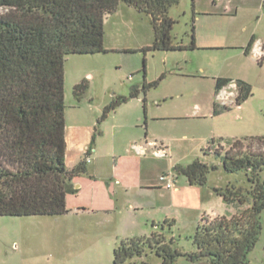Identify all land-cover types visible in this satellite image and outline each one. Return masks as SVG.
<instances>
[{
  "label": "rangeland",
  "instance_id": "374dc122",
  "mask_svg": "<svg viewBox=\"0 0 264 264\" xmlns=\"http://www.w3.org/2000/svg\"><path fill=\"white\" fill-rule=\"evenodd\" d=\"M193 1L195 9L200 12L213 8L231 12V15L214 18L215 22L218 20L228 25L226 36L216 39L225 47L143 51L142 48L153 41L149 17L121 3L123 6L117 14L104 18L105 50L70 53L65 56L63 64L65 135L69 148L73 149L83 140L88 142L84 148H88L93 145L94 134L100 150H106L113 139L125 146L130 138L143 137L145 133L148 140L156 141L157 148L165 149L163 144L168 146L169 151L160 156L152 170L158 177L160 170L165 168L163 174H168L175 187L167 189L162 186L163 190H153L147 194V200L163 205L169 195L175 196L168 217L173 224L169 230L166 225L165 230L167 236L178 239L177 247L182 251L195 250L191 236L199 221L201 208L217 209L212 186H222L227 182L249 186L244 171L225 172L220 160L213 154L204 155L202 148L211 139L227 148L226 140L232 139L230 134L236 128L243 134L264 135V58L260 60L262 55L253 51L244 54L237 48L245 47L251 36L258 40L260 49L264 47V0ZM191 8L192 0H180L169 11L177 20L172 29V36L177 42L189 43L187 32ZM6 10L0 6V13ZM161 74L164 77L156 86L145 92L141 90L144 81L157 80ZM218 76L233 81L241 79L251 85V95L241 103V108L236 106L233 94L228 91H235L234 82L226 88L223 97L215 95L214 77ZM81 80L87 81L88 89L81 101H77L73 87ZM133 88H139L137 97L129 98L105 118L101 117L103 108L114 96L128 95ZM214 102L219 110L216 114H213ZM137 116H140L138 123ZM113 124L120 132L114 138ZM262 147L259 141L253 143L255 149ZM94 154L93 150L90 157L95 158ZM196 158L208 164H217V169L208 174L204 186L189 185L187 178L176 174L173 169ZM260 177L264 178V168ZM220 201L223 203L222 199ZM223 205L225 208L221 206V212L225 216L236 212L237 205ZM148 206L146 203L143 209H137L142 213H137L140 216L147 214L151 211ZM154 209L161 210L156 206ZM133 215L128 214L125 218L126 225L119 220L116 223L112 221L103 225L101 232L82 225L79 219L71 216L0 215V264H113L112 250L124 238L122 234L133 229L135 231L129 237L148 236L155 230L151 221H146L143 226L130 227L132 224L129 222L137 219ZM158 216L156 223L163 222L164 213ZM260 217L261 232L248 255V264H264L261 259H255L264 252V209ZM160 261L154 252L147 251L124 264H159ZM178 264L210 263L206 259L192 262L180 257Z\"/></svg>",
  "mask_w": 264,
  "mask_h": 264
},
{
  "label": "trees",
  "instance_id": "16d2710c",
  "mask_svg": "<svg viewBox=\"0 0 264 264\" xmlns=\"http://www.w3.org/2000/svg\"><path fill=\"white\" fill-rule=\"evenodd\" d=\"M120 3L149 17L153 41L143 51L197 47L193 0L188 44L172 36L177 20L169 11L180 0H0V6L7 9L0 13V215H62L68 211L66 195L77 191L73 178L86 173L87 161L83 157L72 168L65 164L64 58L70 53L104 51V18ZM254 41L251 36L245 54ZM163 77L144 81L141 90L156 86ZM214 80L215 94L235 83L236 105L251 95V85L244 80L220 76ZM87 89L86 80L74 85L77 101ZM138 91L133 88L128 95L114 96L101 117L137 97ZM218 112L214 103L213 113ZM255 141L263 147L253 148ZM218 142L211 139L202 148L203 154L215 155L225 172L244 171L249 183L248 187L231 182L212 187L225 203L237 205V212L213 218L202 214L191 236L193 251L177 247L178 239L167 236L165 230L173 220H164L148 236L121 239L112 250L113 264H124L147 251L161 259L159 264H178L180 257L192 262L206 259L210 264H248L262 227L264 135L227 139V148ZM215 169L217 164L198 158L174 167L189 185L198 186L206 185L208 174Z\"/></svg>",
  "mask_w": 264,
  "mask_h": 264
},
{
  "label": "crops",
  "instance_id": "0c3cea01",
  "mask_svg": "<svg viewBox=\"0 0 264 264\" xmlns=\"http://www.w3.org/2000/svg\"><path fill=\"white\" fill-rule=\"evenodd\" d=\"M123 5L120 3L117 10L112 14H117ZM125 6L127 5L125 4ZM127 8L132 7L127 6ZM193 9L196 13V46L208 48L225 47L224 44L216 42V39L219 38V36L223 38L226 36L228 32V25L219 23L218 20L215 22L214 18L217 16L223 17L231 15V12L217 10L216 8L200 12V10L195 9L194 1ZM192 13L193 12L191 8V15ZM110 15L111 14L107 16ZM257 42L258 40L254 41L250 52L253 51L257 55H264V47L260 49V46L257 45ZM237 48L243 50L244 52V47L238 46ZM229 85L220 89L215 95L223 97L224 93L227 91L226 88ZM228 91L235 97L236 91ZM143 99H145V97H143ZM143 102H145V100H143ZM241 105L242 104L236 106L241 108ZM138 120L140 121V116H137L136 123H138ZM134 125L137 126V124ZM112 130L113 138L120 133H118V126L116 124H113ZM101 133L102 132L100 131V134ZM230 135L232 139L255 136L253 134H243L238 128H236V130H234V132H232ZM93 136L94 146L91 145L89 154H91L92 157V151L94 150V156L96 160L95 158H91L89 155L90 160L87 163H91L93 160L94 161L92 164L87 165L86 173L73 178V184L77 191L75 193L66 195V207L68 211L61 216H71L73 218L79 219L82 225H86L89 228H95L96 231H100L103 225L106 226L112 223V221H115L116 223L119 220V222L121 221L122 225H126L125 218H127L128 214L131 213L135 214L133 216L137 219L129 222V224H132L130 227H138L139 225L143 226L146 224V221H151L152 226L156 230L158 228L156 225L161 223H156V219H158L157 216L158 214L163 215V213L165 216L163 221L169 220V213H171L170 209L172 206H174V195H169L163 205L157 201L155 202L154 200H147V194L149 192L153 190H160L163 188L162 186L165 187L164 182L159 181V176L161 173L163 174L165 168L160 170L158 177L157 173L152 170V168H155L154 165L159 162L161 155L154 153L158 148L156 143L154 145L153 140L147 139V133H145L143 137L138 135L130 138L126 142L125 146L115 143L113 139L106 150H100L96 143L95 134ZM65 141V164L67 168H72L79 160L84 157L85 151L87 149L84 147L87 146L88 142L83 140L82 142L76 144L73 149H71L69 148L66 135ZM163 146L165 147L164 150L168 152V146L164 144ZM213 193L216 194L214 191ZM220 198L221 197L216 194V198L213 199L216 203L217 209L201 208L199 215L201 216L202 214H207L210 218L225 215L221 212V206L224 209L225 207L223 204L227 203L224 201L221 203L220 200L222 198ZM146 203L150 205L148 207L151 208V211L140 216L139 213H142V211H138L137 209H143ZM155 206L156 208L160 207V212L154 209ZM166 208H168V210H166ZM237 210L238 207H236V212ZM137 211L139 213H137ZM123 219L125 220L122 221ZM129 231L131 232H126L127 234H122L123 236L121 237L127 238L132 236V233H134L135 230L129 229ZM255 259H261L262 262H264V252H262L260 258L259 256H256Z\"/></svg>",
  "mask_w": 264,
  "mask_h": 264
},
{
  "label": "built area",
  "instance_id": "2783aa9c",
  "mask_svg": "<svg viewBox=\"0 0 264 264\" xmlns=\"http://www.w3.org/2000/svg\"><path fill=\"white\" fill-rule=\"evenodd\" d=\"M154 145H155V142H154ZM91 150V147L90 148H87L86 151H85V160L88 162L90 160V157H89V152ZM155 154H160V155H165V150L164 148L160 147L157 149V151L154 152ZM159 181L161 182H164V185L166 188H173L174 187V184L173 182L169 179L168 177V174H161L159 176Z\"/></svg>",
  "mask_w": 264,
  "mask_h": 264
}]
</instances>
